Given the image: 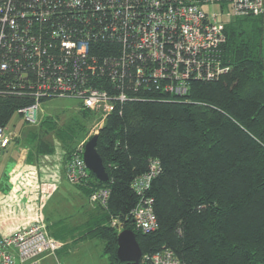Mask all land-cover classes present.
<instances>
[{
  "label": "trees",
  "instance_id": "obj_1",
  "mask_svg": "<svg viewBox=\"0 0 264 264\" xmlns=\"http://www.w3.org/2000/svg\"><path fill=\"white\" fill-rule=\"evenodd\" d=\"M223 33L226 73L190 81L182 97L141 89L137 98L118 103L98 129L96 150L108 181L89 171L76 185L88 198L108 190L105 203L97 202L98 225L91 220L82 227L87 235L82 239L102 242L108 264H124L116 255L118 231L108 224L110 218L135 233L141 264L163 248L185 264H264V20L233 17L223 24ZM108 47L98 43L95 48ZM95 85L109 88L104 79ZM31 103L0 94V126L7 127L17 109ZM77 105L79 121L64 129L55 131L50 117L41 120L66 142V160L97 116ZM28 140L38 152L53 151L41 135ZM152 162L158 172L143 197L153 199L157 226L143 233L131 215L140 200L132 183ZM65 233L49 235L58 241L71 237Z\"/></svg>",
  "mask_w": 264,
  "mask_h": 264
},
{
  "label": "built area",
  "instance_id": "obj_2",
  "mask_svg": "<svg viewBox=\"0 0 264 264\" xmlns=\"http://www.w3.org/2000/svg\"><path fill=\"white\" fill-rule=\"evenodd\" d=\"M244 16L264 20V0H0V94L32 101L16 111L29 124L37 122L44 100L71 99L94 111L100 127L118 103L137 98L141 89L182 97L190 81L226 73L223 24ZM98 43L109 47L101 51ZM101 79L109 88L95 85ZM13 138L0 126V155ZM82 153L80 146L65 164L70 184L88 178ZM157 172L152 162L132 183L140 200L131 215L143 233L157 226L153 199L143 197ZM26 178L29 187L37 180L31 171ZM107 197L108 190L100 189L90 200L105 203ZM60 246L34 218L0 234V264H16V257L39 264L41 255ZM144 264L185 263L163 248L145 256Z\"/></svg>",
  "mask_w": 264,
  "mask_h": 264
},
{
  "label": "crops",
  "instance_id": "obj_3",
  "mask_svg": "<svg viewBox=\"0 0 264 264\" xmlns=\"http://www.w3.org/2000/svg\"><path fill=\"white\" fill-rule=\"evenodd\" d=\"M10 144L6 161L11 167L7 173L1 174L6 181L2 186L0 179V203L8 208L17 207L19 212L10 209V214L12 212L14 215L11 217L8 210L0 211V234L13 232L19 223L41 218L48 234L56 230L69 236L92 220V200L81 185H73L66 180L65 151L58 152L54 146L51 153H41L35 147L20 146L18 141ZM30 171L37 179L32 187L28 186L26 178ZM16 262L21 264L17 257Z\"/></svg>",
  "mask_w": 264,
  "mask_h": 264
},
{
  "label": "rangeland",
  "instance_id": "obj_4",
  "mask_svg": "<svg viewBox=\"0 0 264 264\" xmlns=\"http://www.w3.org/2000/svg\"><path fill=\"white\" fill-rule=\"evenodd\" d=\"M215 12H219V4L214 6ZM264 45V43H263ZM80 105H77L75 100L71 99H50L44 101L40 105L38 112V119L35 124L27 123L24 118L17 112H15L6 127L7 131L10 132L17 138L18 144L20 146H28V148H34L35 143L30 142L28 138L32 134L41 135L44 140L52 144L58 152L66 151L65 143H63L56 136L55 131L59 129H64L66 126L79 121L78 110ZM46 117H50L55 122L56 129L51 132L48 129L47 123H41V120ZM98 115L94 117L91 125L87 127V132L80 133L74 142V148L78 149L80 146L84 147L86 141H88L95 133H98L99 127L95 125L97 123ZM44 135V136H43ZM55 144V145H54ZM11 145V144H10ZM8 150L0 155V179L2 181V186L5 184L6 178L1 176L3 173H7L11 165L7 164L6 157L8 156ZM7 164V165H6ZM54 202V199H52ZM0 211L4 212L7 210H12V212H19V208L13 207L8 208L6 205H1ZM94 209L93 227L98 225L99 218L97 215L101 213L98 210L97 202L92 201ZM102 214V213H101ZM100 219V218H99ZM91 221V220H90ZM115 221V222H113ZM104 223V222H103ZM110 226L116 228L118 232L121 231V222L118 220H113L110 218ZM90 235V231H87ZM85 235V230L80 229L76 232L71 233V237L65 239H59L61 246L54 253L47 254L44 253L40 256L39 264H108L107 256L104 254L102 249V242L98 239H82Z\"/></svg>",
  "mask_w": 264,
  "mask_h": 264
},
{
  "label": "water",
  "instance_id": "obj_5",
  "mask_svg": "<svg viewBox=\"0 0 264 264\" xmlns=\"http://www.w3.org/2000/svg\"><path fill=\"white\" fill-rule=\"evenodd\" d=\"M98 134H94L83 147L82 157L88 171L94 174L100 182H107L108 175L105 171L102 159L96 150ZM116 255L124 264H141V249L136 241L135 233L129 229L118 232L116 236Z\"/></svg>",
  "mask_w": 264,
  "mask_h": 264
}]
</instances>
